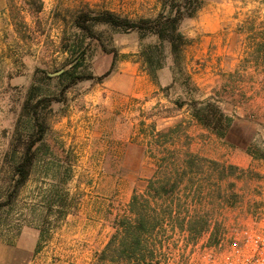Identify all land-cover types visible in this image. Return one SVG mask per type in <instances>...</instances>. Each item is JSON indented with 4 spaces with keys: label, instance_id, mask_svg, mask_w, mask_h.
Segmentation results:
<instances>
[{
    "label": "rangeland",
    "instance_id": "rangeland-1",
    "mask_svg": "<svg viewBox=\"0 0 264 264\" xmlns=\"http://www.w3.org/2000/svg\"><path fill=\"white\" fill-rule=\"evenodd\" d=\"M199 1L202 8L181 24L190 42L184 53L196 91L181 85L160 90L173 84L169 51L157 81L144 70L141 51L155 44V37L144 39L137 31L93 20L84 29L76 21L82 13L93 18L105 11L132 20L150 17L163 0H42L43 12L32 15L19 8L36 10L39 0H15L9 20L0 13V264H91L100 245L92 241L97 229L90 218L103 210L111 213V201L124 208L154 175L155 163L142 146L148 125L156 122L162 130L182 121L189 126L193 100H206L215 89L229 92L225 84L234 79L227 74L244 59L236 29L245 14L261 6L254 0ZM115 59L113 72L101 79ZM253 74L250 66L246 75ZM247 76L232 83L241 86L235 88L237 103L220 104L233 119L229 137L201 128L196 120L187 134L192 152H243L264 159L261 79ZM33 142L31 178L16 189L15 163ZM66 191L71 210L63 218L53 205ZM221 203L210 217L221 215ZM41 233L45 239L39 247ZM173 235L158 259L175 258L170 244L192 239L189 232Z\"/></svg>",
    "mask_w": 264,
    "mask_h": 264
},
{
    "label": "trees",
    "instance_id": "trees-1",
    "mask_svg": "<svg viewBox=\"0 0 264 264\" xmlns=\"http://www.w3.org/2000/svg\"><path fill=\"white\" fill-rule=\"evenodd\" d=\"M257 1L261 9L245 14V18L237 27V33L243 37L242 54L244 64L242 68L249 65L256 66L260 74L264 77V0ZM34 10L42 11L43 3ZM173 0L171 3L163 0L162 8L154 16L139 17L132 20L128 17H121L112 12L105 11L96 17L88 14H81L77 18L78 25L84 29L86 21L93 20L100 24H105L121 30L137 31L145 39L155 37V44H148L142 48L141 60L144 70L157 81L158 72L164 68L166 52L169 51L172 57L173 84L167 88H160L161 91L171 90L176 85H181L191 91H196L191 73L188 70L185 59V48L189 45V40L181 31V24L185 18H193L202 8L203 3L199 0ZM84 26V27H83ZM90 30V29H88ZM115 61L111 69L101 78L105 79L113 72ZM245 70V69H244ZM191 87V88H190ZM264 88V80H263ZM178 109L183 108V103H177ZM192 119L197 120L202 126L210 129L219 137L225 139L229 137V132L233 126V119L228 117L220 107L217 99L210 97L203 101L193 100L190 103ZM167 118V117H165ZM142 125L147 126L142 122ZM145 141L151 156L156 158L158 171L156 180L150 181V194L135 195L130 203V215L125 216L117 222L123 228L122 235L115 234L98 259L99 263L109 262L110 264H159L157 256L166 248L165 241L170 239L167 230L164 228L166 220L174 214L183 213L189 207V199L196 202V189L183 188L184 177H186L179 154L176 150H169L168 146H174L179 137L185 134L187 127L180 121L173 127L158 130L156 122L147 127ZM35 143H30L26 147L25 154L15 163L19 180L16 189L23 188L31 178L32 169L35 166V159L31 154ZM188 159L185 161L187 168H201L204 162L195 154L187 153ZM211 165L221 169L224 174L228 169L219 163L211 162ZM158 177V178H157ZM185 190V193L184 191ZM188 192V193H187ZM66 197L61 198L60 203L53 205L61 217L70 214V206L66 203ZM162 200V204L153 207L152 200ZM52 207V204H49ZM48 207V206H47ZM188 213V211H187ZM207 225V220L205 222ZM175 229H172L174 231ZM189 230L196 232V222L189 224ZM179 232H172L176 234ZM43 233L40 235L38 246L44 241Z\"/></svg>",
    "mask_w": 264,
    "mask_h": 264
},
{
    "label": "crops",
    "instance_id": "crops-1",
    "mask_svg": "<svg viewBox=\"0 0 264 264\" xmlns=\"http://www.w3.org/2000/svg\"><path fill=\"white\" fill-rule=\"evenodd\" d=\"M14 1L15 0H0V13L3 16L7 17L8 20L11 17L10 10L15 9V5L13 4ZM19 10H21V14L32 15L34 13V9L30 8L29 5H24V7H20ZM43 10L44 3L42 11L35 12L41 13L43 12ZM240 61L241 64H239L238 67L232 71V73L227 74L231 77V79H234V81H232L233 84L236 83L235 78L237 77L245 79L247 76L246 74H248V70L250 69V65L248 68H242L244 64V59H240ZM251 69L254 70V74L247 77H249L251 81L254 82H257L258 79H261L260 83L262 84V90H259V94L264 95V77L260 74V71L256 66L251 65ZM232 83L228 82V84H225L226 89H228L229 91L228 93L219 94L216 93L215 89V91H213L214 94L209 95V98L213 97L217 99L220 104H228V100H232L231 104L233 102H236L234 98L235 96H237V92H239V90L237 91L235 90V88H241V86H233ZM244 95L246 96V93ZM191 121L192 124L190 123L189 126H186L187 129L185 131V134L179 137L177 143L174 146L169 145L168 148L169 150H176L178 152L180 163L182 164L183 170L186 174V177H184L182 189H196V202H192V198H190L189 207L185 211H183V213L176 215L174 212L171 218L166 220V225L164 226V228L167 230L168 234L170 232H189L191 233L192 237H195L196 233L203 232L207 229V225H205V222L207 220L206 217L210 216L211 213H216L217 211H215V208L221 202L231 203L233 205L240 206L241 208L238 209L237 212L243 215H247L248 213L253 211L264 212V159H254L250 155L244 154L243 152H233L231 154H228L227 152L223 154L214 151H206L207 153H203L202 151H197L196 153L192 152V143L190 142L192 140L187 136V134H189L191 126L193 125V123L195 124L196 120L191 119ZM196 123L201 128H204L198 121H196ZM174 125L169 127H173ZM183 137H188L189 142L183 143ZM142 146L143 148H145L144 152L146 154V157H150L155 163L154 175L147 182L146 186L141 189L134 190L133 194L129 198L124 208H117L114 205V202L110 200V198H106L109 199V202L111 201L110 204L113 205L111 209L112 212L107 214V212L103 210L102 214H100L97 219L90 218L92 222L96 223L97 229V236L95 240L92 239V241L95 243V245L96 242L98 245H100L96 255L91 261V264H102L98 261L100 254L103 253V251L106 249L107 245L115 234L119 233L120 235H122L123 228L117 225V222L123 219L125 216L130 215L129 209L133 197L135 195L143 196L150 194V190L148 187L150 185V181L156 180L158 165L156 158L151 156L148 152L147 146H145L144 144ZM187 153L195 154L196 157H199L200 159L204 161L206 160L208 162H204L201 168H194L193 170L192 167L187 168L185 164V161L188 159V157L186 156ZM211 162H216L221 165H225L226 167L234 168L232 170L228 169L224 174H222L221 169L213 167L211 165ZM233 170H236L239 173H235V175H233ZM183 191L185 193V190ZM162 203V200H152L151 202L153 207H156L158 204ZM110 204H107L109 208ZM208 208L210 209V211L206 212L205 210ZM191 222H196V232H191L189 230V224ZM168 226L170 228H167ZM172 229L175 230L172 231ZM104 264L110 263L106 262Z\"/></svg>",
    "mask_w": 264,
    "mask_h": 264
},
{
    "label": "built area",
    "instance_id": "built-area-1",
    "mask_svg": "<svg viewBox=\"0 0 264 264\" xmlns=\"http://www.w3.org/2000/svg\"><path fill=\"white\" fill-rule=\"evenodd\" d=\"M240 208L222 202L221 215L209 216L206 230L171 243L169 249L177 256L167 254V259H157L159 264H264V212L243 215L237 212Z\"/></svg>",
    "mask_w": 264,
    "mask_h": 264
}]
</instances>
